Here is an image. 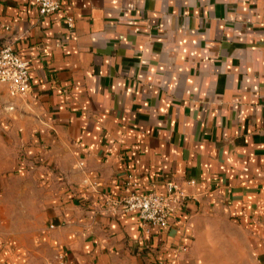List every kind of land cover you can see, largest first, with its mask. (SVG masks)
I'll return each instance as SVG.
<instances>
[{
	"label": "crops",
	"instance_id": "1",
	"mask_svg": "<svg viewBox=\"0 0 264 264\" xmlns=\"http://www.w3.org/2000/svg\"><path fill=\"white\" fill-rule=\"evenodd\" d=\"M5 45L0 264H264V0H0ZM169 180L164 230L107 208Z\"/></svg>",
	"mask_w": 264,
	"mask_h": 264
},
{
	"label": "built area",
	"instance_id": "2",
	"mask_svg": "<svg viewBox=\"0 0 264 264\" xmlns=\"http://www.w3.org/2000/svg\"><path fill=\"white\" fill-rule=\"evenodd\" d=\"M41 17L49 16L61 9V0H32ZM67 27L73 28L71 17L65 18ZM0 84L5 86L11 97H21L30 88L29 63L22 59L10 45L0 48ZM189 183H193L190 181ZM188 195L175 180L164 184V192L156 191L137 194L125 190L119 198L110 199L107 208L113 215L134 214L138 219L142 235L164 230L171 218L185 205ZM55 263L67 264L64 254H58Z\"/></svg>",
	"mask_w": 264,
	"mask_h": 264
}]
</instances>
